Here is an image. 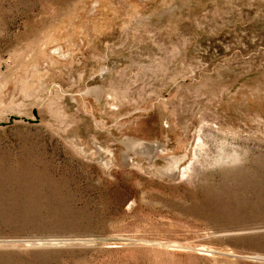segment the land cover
Returning a JSON list of instances; mask_svg holds the SVG:
<instances>
[{
    "label": "rangeland",
    "instance_id": "374dc122",
    "mask_svg": "<svg viewBox=\"0 0 264 264\" xmlns=\"http://www.w3.org/2000/svg\"><path fill=\"white\" fill-rule=\"evenodd\" d=\"M0 264H264V0H0Z\"/></svg>",
    "mask_w": 264,
    "mask_h": 264
},
{
    "label": "bare ground",
    "instance_id": "6f19581e",
    "mask_svg": "<svg viewBox=\"0 0 264 264\" xmlns=\"http://www.w3.org/2000/svg\"><path fill=\"white\" fill-rule=\"evenodd\" d=\"M127 146L128 147H132L133 144L137 145V146H145V145H149L151 148H152V152L150 153H153L154 152H157L160 150V146L158 143L156 142H151V141H145V140H136V141H128L126 142Z\"/></svg>",
    "mask_w": 264,
    "mask_h": 264
},
{
    "label": "water",
    "instance_id": "95a60500",
    "mask_svg": "<svg viewBox=\"0 0 264 264\" xmlns=\"http://www.w3.org/2000/svg\"><path fill=\"white\" fill-rule=\"evenodd\" d=\"M153 154H154V151H153Z\"/></svg>",
    "mask_w": 264,
    "mask_h": 264
}]
</instances>
